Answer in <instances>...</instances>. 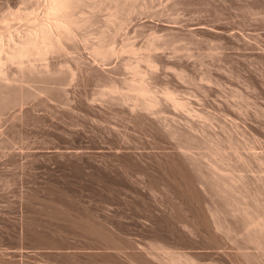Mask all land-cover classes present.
<instances>
[{
    "label": "rangeland",
    "instance_id": "rangeland-1",
    "mask_svg": "<svg viewBox=\"0 0 264 264\" xmlns=\"http://www.w3.org/2000/svg\"><path fill=\"white\" fill-rule=\"evenodd\" d=\"M114 1L73 0L71 40L23 59L35 81L9 78L34 98L0 110V264H264L246 225L264 220V0ZM45 8L0 0L2 41L51 22ZM103 41L114 56L95 53ZM130 78L149 111L120 100ZM215 176L260 213H230Z\"/></svg>",
    "mask_w": 264,
    "mask_h": 264
},
{
    "label": "bare ground",
    "instance_id": "bare-ground-1",
    "mask_svg": "<svg viewBox=\"0 0 264 264\" xmlns=\"http://www.w3.org/2000/svg\"><path fill=\"white\" fill-rule=\"evenodd\" d=\"M37 1V0H36ZM43 1H45V6H46V8L44 9V11H45V13L44 14H46L47 16H48V18H50L49 20L51 21V22H49L48 20H46V21H48L49 23L48 24H46V25H43V24H40V23H37L38 25H36V24H34L35 25V29L33 28H31L32 29V31H29V30H27V31H24V33L25 34H23V32H22V34L21 35H17V37L16 38H18V39H13L12 37H9L8 38V41L6 42V41H2L3 39H2V37H3V34H2V32H1V34H2V36H1V34H0V110H2V109H4V108H6V109H8V108H10V106H8V104L11 102H13V103H18V105H19V103L22 101V100H25V99H28L30 96H32L33 94H32V90L30 91H28V87H26L27 86V84L28 83H31V82H29L32 78V82H33V80L35 81V78H37V77H35V76H37V74H39V73H37L38 72V70L37 71H35L36 69L35 68H37L34 64H35V62H34V60L32 61L31 60V62H34L33 63V65L35 66V68L32 66V64L31 63H27L26 61H24L23 62V59L24 58H28V57H30V56H33V57H37L36 59L37 60H39L40 58H42L44 55H46V53L47 52H51L52 51V53H53V51L55 50L56 51V49H59V51H60V49H61V42L63 41V40H71L69 37H70V33H72V24H73V22H75V20L74 21H72V19L70 18V16H69V14L71 13V12H67V10H69V11H71L70 9H71V7H72V5H71V3L73 4V0H43ZM134 1V0H133ZM32 2V1H31ZM113 2H115L116 3V1H114L113 0ZM122 3V2H126L127 3V1H125V0H122V1H120L119 0V3ZM131 2V1H130ZM40 3V2H39ZM75 3V2H74ZM117 3H118V1H117ZM118 3V4H119ZM129 3V2H128ZM32 4V3H31ZM36 4V3H35ZM41 4V3H40ZM71 5V6H70ZM116 4H114V6H115ZM126 5V4H125ZM128 5V4H127ZM38 6V5H37ZM70 6V7H69ZM110 6V5H109ZM117 6V5H116ZM120 6V5H119ZM122 6V5H121ZM111 7V6H110ZM124 7V6H123ZM39 8V7H38ZM68 8V9H67ZM120 7H118V9H119ZM123 9V8H122ZM121 9V10H122ZM127 9V8H126ZM129 9V8H128ZM117 10V9H116ZM125 10V9H124ZM119 11V10H118ZM127 11V10H126ZM131 10L129 9V11H127V12H129V13H127V14H131V12H130ZM121 12V11H120ZM119 12V13H120ZM113 13V12H112ZM123 13V12H122ZM33 14V13H32ZM31 14V15H32ZM111 14V13H110ZM125 14V13H124ZM127 14H125V15H127ZM43 15V14H42ZM129 15L127 16V17H129ZM17 15H15V17H16ZM25 16V15H24ZM46 16V17H47ZM72 16V15H71ZM113 16V15H112ZM117 16V15H116ZM15 17H13V18H15ZM17 17H20V16H17ZM42 17V16H41ZM40 17V18H41ZM34 18V17H33ZM37 18V17H36ZM35 18V19H36ZM44 18V17H43ZM18 19V18H17ZM31 19V18H30ZM34 19V20H35ZM46 19V18H45ZM4 20V19H3ZM115 20H117V19H115ZM114 20V21H115ZM119 20V19H118ZM4 21H6V20H4ZM39 21V20H38ZM43 21H45V20H43ZM80 21V20H79ZM121 21V20H120ZM7 22H8V20H7ZM20 22V21H19ZM18 22V23H19ZM31 22V21H30ZM34 22V21H33ZM118 22V21H117ZM122 22V21H121ZM25 23V22H24ZM10 24V23H9ZM8 24V25H9ZM13 24V23H12ZM22 24V23H21ZM28 24H29V22H28ZM75 24H76V22H75ZM122 24V23H121ZM120 24V25H121ZM7 25V24H6ZM11 25V24H10ZM18 25V24H17ZM16 25V26H17ZM74 25V24H73ZM79 25V24H78ZM12 26V25H11ZM13 26H14V24H13ZM23 26V25H22ZM26 26V25H25ZM27 26H29V25H27ZM77 26V25H76ZM24 27V26H23ZM30 27V26H29ZM78 27V26H77ZM5 28V27H4ZM6 28H9V27H6ZM11 28V27H10ZM14 28H16V27H14ZM25 28V27H24ZM23 28V29H24ZM2 30H3V28H2ZM76 30V29H75ZM9 31V30H8ZM29 31V32H28ZM8 32H6V34H7ZM15 33V32H14ZM16 34V33H15ZM19 34V33H18ZM10 36V35H9ZM4 38V37H3ZM103 38V37H102ZM103 39H105V37L103 38ZM102 39V40H103ZM66 40V41H67ZM106 41V40H105ZM105 41H103V42H100L98 45H97V47L99 48V50L98 51H95V53L96 52H99L100 51V49H101V51H100V53H98V55H103L102 57H104V55H105V59H106V57L107 56H109L110 54H108V52H107V50L109 51V53H113V52H115V50L114 49H116V48H112V47H108L107 45H106V43H105ZM6 42V43H5ZM107 42V41H106ZM70 43V42H69ZM63 44H64V41H63ZM72 45V44H71ZM63 46V45H62ZM60 47V48H59ZM66 47V46H65ZM96 47V48H97ZM62 48H64V47H62ZM70 48V47H69ZM96 48H95V50H96ZM97 48V49H98ZM110 48H112V49H110ZM65 49V48H64ZM68 49V48H67ZM120 50V49H119ZM122 50V49H121ZM54 51V52H55ZM58 51V50H57ZM61 52V51H60ZM118 52V51H117ZM48 54V53H47ZM51 54V53H50ZM106 54H108L107 56H106ZM49 55V54H48ZM94 55H96V54H94ZM100 55V56H101ZM52 56H53V54H52ZM93 56V55H92ZM112 56H114V53L112 54ZM46 57V56H45ZM52 58V57H51ZM94 58V57H93ZM95 58H96V56H95ZM98 58V57H97ZM115 58V57H114ZM36 59H35V61H36ZM43 59L45 60V58L43 57ZM42 59V60H43ZM64 59H66V58H64ZM110 59V58H109ZM116 59V58H115ZM25 60H27V59H25ZM30 59L28 58V61H29ZM46 60H48L47 58H46ZM100 60V59H99ZM99 60H97V61H99ZM69 61V60H68ZM67 61V62H68ZM106 61H108V60H106ZM111 61V60H110ZM110 61H109V64H110ZM26 63L27 65H30L31 64V66H28V67H26L25 65H22V66H24V67H22L21 66V64H23V63ZM40 62V61H39ZM63 62V61H62ZM71 62V61H70ZM129 62V61H128ZM6 63H8V64H6ZM15 64V66H14V64ZM36 63H37V61H36ZM46 63V62H45ZM47 63H48V61H47ZM72 63V62H71ZM98 63V62H97ZM101 63V62H100ZM112 63V62H111ZM132 63V62H131ZM131 63H124L125 64V66L124 67H126L127 68V66H128V68L127 69H129V67L131 66L130 64ZM9 65V64H11L9 67L10 68H8L7 69V67H6V69L4 70V67L3 66H6V65ZM53 64V63H52ZM61 64V63H60ZM68 64V63H67ZM105 64H107V63H105ZM104 64V65H105ZM17 65V66H16ZM42 65V64H41ZM41 65H40V67L39 68H41ZM62 65V64H61ZM74 65V64H73ZM130 65V66H129ZM12 66H14V67H16L15 69H14V67H13V70H12ZM47 66V65H46ZM45 66V67H46ZM50 66V65H49ZM56 66V65H55ZM63 66H64V64H63ZM68 66V65H67ZM72 66V65H71ZM70 66V67H71ZM133 63H132V68H133ZM48 67V66H47ZM54 68V67H53ZM60 68V67H59ZM67 68V67H66ZM73 68V67H72ZM71 68V69H72ZM122 68V67H121ZM125 68V69H126ZM131 67H130V69H132ZM10 69V70H9ZM49 69H51V68H49ZM70 69V68H69ZM78 69V68H77ZM134 69V68H133ZM7 70H9V71H7ZM41 70V69H40ZM41 71H43V70H41ZM56 71V70H55ZM62 71H65V70H62ZM61 71V72H62ZM69 71V70H68ZM71 71V70H70ZM51 72V71H50ZM66 73H68L67 71H65ZM76 72V71H75ZM18 74L19 73V76L17 75V78L18 77H24L25 79H29L30 78V80L28 81V83L26 84V86H25V88H23V86L21 85V87H20V83L17 85V86H12L11 85V83H10V85L8 84V81H10L9 80V78H12L13 79V74ZM42 73H45V71L44 72H42ZM56 73V72H55ZM77 73V72H76ZM135 73V72H134ZM48 74V73H47ZM62 74V73H61ZM71 74H72V72H71ZM46 75V74H45ZM49 75V74H48ZM51 75V74H50ZM54 75V74H53ZM64 75V74H63ZM68 74H66V77H68L67 76ZM10 76H12V77H10ZM44 76V75H43ZM56 76V75H55ZM55 76H54V78H55ZM61 78H62V76L61 75H59ZM59 76H57V77H59ZM65 76V75H64ZM75 76V75H74ZM39 77H41V76H39ZM38 77V78H39ZM15 78V77H14ZM24 78H23V81H22V79H21V82H23L24 83ZM43 78H45V76L43 77ZM69 78V77H68ZM76 78H77V76H76ZM12 79H11V81H12ZM27 79V80H28ZM40 79H42V77L40 78ZM39 79V80H40ZM46 79H47V76H46ZM51 79V78H50ZM56 79V78H55ZM60 79V78H59ZM63 79H64V77H63ZM72 79H73V76H72ZM71 79V80H72ZM14 81H15V79H13ZM18 80V79H17ZM17 80H16V82H17ZM44 79H42V81H43ZM48 80V79H47ZM57 80V79H56ZM56 80H55V83H56ZM12 82V84H15V82ZM20 80H18V82H19ZM37 81V80H36ZM54 81V80H53ZM68 81H69V79H68ZM140 81V80H139ZM27 81H25V83H26ZM45 82V81H44ZM48 82H50L49 80H48ZM75 82V81H74ZM35 83V82H34ZM70 83H72V82H70ZM51 84V83H50ZM30 85V84H29ZM36 85V84H35ZM34 85V86H35ZM47 85V84H46ZM38 87L37 88H39L40 86L39 85H37ZM44 86V85H43ZM115 86V85H114ZM114 86H111L112 87V89H110V92H115V91H117V92H119V88L118 87H114ZM126 86V92H121L122 94H121V96H120V94L118 95L119 97H120V100L122 99V100H124L125 99V102H126V99H130V100H133L132 101V103L134 104L136 101L135 100H137V98L138 97H142V100H143V102L141 101V103L140 102H138V103H140V106L144 109V110H146V111H149L150 110V107L152 108V104H150V102L151 101H146L147 100V98H145L146 97V93H148V91L147 90H145V85L143 86V84L142 83H140V82H138V81H136L135 79H131L130 78V80L127 82V84L125 85ZM30 87H31V85H30ZM32 87H33V85H32ZM48 87V86H47ZM55 87V86H54ZM53 87V88H54ZM43 88V87H42ZM50 88V87H49ZM52 88V87H51ZM33 89H36V88H34L33 87ZM40 90V89H39ZM42 90V89H41ZM49 91L50 90H48V93H49ZM121 91V90H120ZM43 92V91H42ZM41 92V93H42ZM35 93V92H34ZM52 94V93H51ZM117 94V93H116ZM134 96H133V95ZM35 95H36V93H35ZM44 95V94H43ZM46 96H48V94L46 95ZM45 96V97H46ZM109 96V95H108ZM113 96V95H112ZM33 97V96H32ZM42 97H44V96H42ZM50 97V96H49ZM54 97V96H53ZM105 97H106V95H105ZM34 98V97H33ZM33 98H32V100H33ZM102 98V97H101ZM110 98V97H109ZM35 99H36V97H35ZM111 99V98H110ZM155 99V98H154ZM30 100V99H29ZM28 100V101H29ZM49 100H50V98H49ZM69 100V99H68ZM107 100V99H106ZM113 100V99H112ZM121 100V101H122ZM128 101V102H131V101ZM152 100V99H151ZM156 100V99H155ZM56 101V100H55ZM66 101V100H65ZM111 101V100H110ZM138 101V100H137ZM140 101V100H139ZM157 101V100H156ZM31 102V101H30ZM50 102H51V100H50ZM108 102V101H107ZM112 102V101H111ZM116 102V101H115ZM10 103V104H11ZM23 103V102H22ZM22 103H20V104H22ZM25 103H27V100H26V102ZM118 103V102H117ZM138 103H135L136 104V106L138 105L139 106V104ZM158 103V102H157ZM46 104V103H45ZM129 104H131V103H129ZM135 104L134 105H132V106H135ZM25 105V104H24ZM67 105V104H66ZM126 105H128L127 103L124 105V106H126ZM130 105V106H131ZM17 106V105H16ZM16 106H15V108H16ZM22 106V105H21ZM135 106V108L136 109H139L140 108V110L142 109L141 107H139V108H137ZM14 107V106H13ZM24 107V106H23ZM56 107V106H55ZM155 107V106H154ZM40 108V107H39ZM53 108V107H52ZM69 108V107H68ZM133 108V107H132ZM11 109H12V106H11ZM14 109V108H13ZM130 109V108H129ZM136 109L134 110V108H133V110H134V112H136ZM142 109V110H143ZM140 110H138V112H136V113H139L140 112ZM6 111H8V110H6ZM35 111V110H34ZM37 111V110H36ZM49 111V110H48ZM131 111H132V109H131ZM1 113H2V111H0ZM58 112V111H57ZM133 112V111H132ZM0 113V114H1ZM5 113V112H4ZM135 113V114H136ZM148 113V112H147ZM35 114V113H34ZM2 115H3V113H2ZM1 115V116H2ZM148 115V114H147ZM0 116V117H1ZM3 120V119H2ZM1 123V122H0ZM213 145V144H212ZM218 152V151H217ZM186 154H187V152H185ZM185 154V155H186ZM216 154V153H215ZM213 156V155H212ZM215 156V155H214ZM223 156V155H222ZM190 157V156H189ZM217 157V156H216ZM221 158H223V157H221ZM220 158V159H221ZM207 159V158H206ZM201 160H203V159H201ZM210 160V159H209ZM227 160V159H226ZM217 161V160H216ZM202 162V161H201ZM203 162H205V161H203ZM208 162V161H207ZM225 162H227V161H225ZM210 163V162H209ZM223 163V162H222ZM206 164V163H205ZM223 165V164H222ZM221 165V166H222ZM228 165V164H227ZM210 166V165H209ZM225 166V165H224ZM214 167V166H213ZM211 169V168H210ZM214 169H216V167H214ZM217 169H218V167H217ZM220 169V168H219ZM221 172V171H220ZM219 173V172H218ZM229 173V172H228ZM224 174V173H223ZM217 175V174H216ZM213 176H214V173H213ZM223 176H225V175H223ZM233 175L231 174V176L230 177H232ZM217 179H215L214 177L212 178V180L214 179V181H213V188L215 189L214 191H216V194H218V196L220 195L221 197L223 196V197H225V199L224 198H222L223 199V201H224V203H225V201H226V203L227 204H225V206L227 207V208H229V212L231 213V212H234V214H235V212L236 211H238L239 212V215H241V216H239V217H242L241 219H244V223H245V221H247L246 223H248V219H250V217L252 216V215H254V213H253V209H254V207H252V205H250L252 202L251 201H254V195L255 194H250L249 195V197L251 196V197H253L252 199L250 198V204H249V208L247 207V205H245L246 207V209L247 210H251V208H253L252 209V213L251 212H248L247 210L245 211V210H242L243 208H244V206L243 205H240V202H241V200L243 199H245V198H247L246 196H245V198H244V195H245V189H244V187H243V183H241V181H237V178H236V182H239V184L241 183L242 184V187H243V189H244V192H243V189L241 188V190H242V192L244 193V194H242V193H239L238 192V190L240 191V189H237L236 191V193L237 194H241V195H235L234 193H235V191H232V185H233V183H236L235 181L232 183V181H230L229 183H231V184H229L226 180H229V179H225V177H227V176H225L224 177V180H221V178L219 179L217 176H215ZM220 177V176H219ZM221 177H222V175H221ZM239 179V178H238ZM212 184V183H211ZM231 185V186H230ZM235 185V188H236V186L238 185V183L237 184H234ZM239 187H240V185H239ZM238 187V188H239ZM234 188V187H233ZM246 188V187H245ZM233 190H235V189H233ZM241 192V191H240ZM247 192V191H246ZM250 193V192H249ZM249 193H247L246 195L248 196V194ZM254 193V192H253ZM243 195V196H242ZM257 197V196H256ZM255 197V198H256ZM247 199H249V198H247ZM257 200H258V198H257ZM256 199H255V201L256 202H258ZM254 201V202H255ZM255 202V203H256ZM242 203H244V202H242ZM248 203V200H246V204ZM255 203H252L253 204V206H257L258 207V209H257V207H256V209H257V212H259L260 213V211H258L259 210V206H261V205H259V204H255ZM245 204V203H244ZM242 206V209H240V207ZM244 208V209H245ZM256 209H254V212H256L255 210ZM260 210H261V207H260ZM227 211H228V209H227ZM262 211V210H261ZM249 213H251V215H250V217H249ZM209 214H210V220L212 221H210L211 223H213V225L211 226V228H215V229H222V232H224V228H223V224L221 225V223L223 222H221L220 220V225H219V223H218V215L216 214V212L214 211L213 212V210H209ZM227 214H229V213H227ZM236 214H237V212H236ZM231 215V214H230ZM256 215H258V214H256ZM261 215H263V214H261ZM236 216V215H235ZM259 216L260 215H258V218H259ZM264 216V215H263ZM262 216V217H263ZM257 217V216H256ZM261 217V216H260ZM255 218V217H254ZM258 218H256V219H254V220H252V217H251V219L249 220L250 222L249 223H252V224H246L247 226L248 225H253L254 227H255V229L253 230V231H258V230H260V231H258L256 234L255 233H253V231L251 230V232L252 233H250L249 234V232H250V229H251V227L249 228V227H246V225L243 223V225L242 226H244V227H246V228H249V229H244L243 230V236L242 237H244L245 236V234H248L249 235V237L250 238H257V235H259V237L261 238L262 236H264V220H262L261 218H259V219H261L260 221H259V219ZM209 222V223H210ZM260 225V227L258 228V230H257V226H259ZM252 226V227H253ZM222 227V228H221ZM243 227V228H244ZM224 229V230H223ZM249 231V232H247V231ZM216 231H218V230H216ZM245 231H246V233H245ZM221 232V231H220ZM225 232H226V230H225ZM228 232V231H227ZM232 234V233H231ZM254 235L255 234V237L254 236H252V235ZM248 235H247V237H246V239L248 238L249 239V237H248ZM255 238V240H252V239H249L250 240V243L252 242V241H256L257 242V239ZM263 238V237H262ZM247 239V240H248ZM246 240V241H247ZM248 240V241H249ZM252 240V241H251ZM262 239H260V241H261ZM263 240H264V238H263ZM261 241L260 243H264V241ZM258 241H259V238H258ZM256 242H252L253 244H254V246L255 245H257V248H258V245L260 244L259 242H257V243H259V244H257ZM252 246V245H251ZM260 246H261V244H260ZM262 246L264 247V244H262ZM253 247V246H252ZM263 247H261L262 249H263ZM246 248V247H245ZM255 248V247H254ZM253 248V249H254ZM260 248V247H259ZM258 248V252L261 250V248L259 249ZM245 250V249H244ZM2 252V251H1ZM260 252H263L264 253V250H262V251H260ZM260 252H259V255H262V257H264V255H263V253L262 254H260ZM170 254V253H169ZM166 255H168V253L166 254ZM166 255H164V256H166ZM177 255H179V253L177 254ZM181 255V254H180ZM171 256V257H170ZM151 257H153V258H155V259H158V260H160V259H162L166 264H187L188 263V261H184V262H182L183 260H184V258H183V260H182V257L180 256V258L179 257H174V255H169V256H167V257H160V256H158V255H152ZM160 257V258H159ZM184 257V256H183ZM186 257V256H185ZM187 258V257H186ZM247 258V257H246ZM256 258V257H255ZM182 261H181V260ZM188 260V259H187ZM190 261V260H189ZM258 261V260H257ZM263 261V260H262ZM190 263V262H189ZM251 263V262H250ZM259 263V262H258ZM261 263V262H260ZM263 263V262H262ZM257 264V263H256Z\"/></svg>",
    "mask_w": 264,
    "mask_h": 264
}]
</instances>
